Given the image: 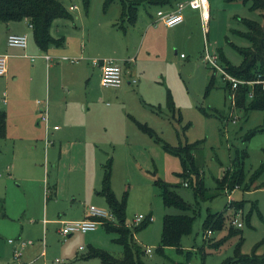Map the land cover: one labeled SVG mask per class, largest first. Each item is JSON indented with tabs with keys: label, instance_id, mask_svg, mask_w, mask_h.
Listing matches in <instances>:
<instances>
[{
	"label": "crops",
	"instance_id": "1",
	"mask_svg": "<svg viewBox=\"0 0 264 264\" xmlns=\"http://www.w3.org/2000/svg\"><path fill=\"white\" fill-rule=\"evenodd\" d=\"M115 1L120 4L119 0ZM182 1L185 0H172L171 5L154 7V11L141 4L133 23L121 20L120 5L115 26L106 15H101L99 21L86 25L85 29L83 24L80 30L67 28L66 35L61 26L67 21L73 22V17L57 19L52 23L50 33L55 39L61 38L62 43L49 45L46 49L36 44L27 19L0 21V55L7 57V71L0 76V110L5 113V136L0 138V147L10 150L9 157L0 160V193L8 214L6 232L10 231L15 237L10 238L12 244L8 242L10 239L7 240L11 245L8 255L14 264H32L48 253L79 260V264H91L89 262L96 259L100 264L98 258L84 257L89 248L101 249L97 245L105 238L103 233L97 229L76 232L64 239L59 229L65 221L82 219L87 210L85 204L97 208L106 204V210H109L100 191L103 166L111 159L113 167V156L108 151L114 144L103 138L100 141L101 130L105 131L108 125L100 112L126 115L140 131L138 123L154 132L144 116L149 109L152 115L162 117V91L159 90L156 98L144 94L143 88L150 86L149 79L154 82L155 78L160 79L167 73L173 54H177V50L172 53L173 48L180 47L184 40L190 41L187 32L190 25L198 27L200 33L205 30L199 11L189 7L183 9V21L174 27H167L157 20L158 10L173 11ZM103 2L102 11L106 12L113 2L106 8ZM74 9L75 5H70L68 10ZM75 25L73 22L72 26ZM10 34L25 35L26 46L8 45ZM98 57L114 61L123 72L118 88L106 87L115 90V94L108 95L114 104L101 110L97 109L94 82H91L96 76L100 82V63L93 64L95 59H92ZM139 91L144 96L137 98ZM167 91L170 93L165 88L166 106ZM175 110L174 105L172 111ZM42 114H46V121L41 120ZM45 165L47 170L50 166L49 181L44 178ZM44 181L48 185L42 189ZM9 191L10 197L7 196ZM121 198L116 197L117 200ZM101 228L114 242L117 235L107 232L102 225ZM22 241L27 243L22 246ZM15 248L21 252L18 263L12 259ZM7 261V252L0 248V264H10ZM55 261L59 262L58 258ZM42 264H45L44 260Z\"/></svg>",
	"mask_w": 264,
	"mask_h": 264
},
{
	"label": "rangeland",
	"instance_id": "2",
	"mask_svg": "<svg viewBox=\"0 0 264 264\" xmlns=\"http://www.w3.org/2000/svg\"><path fill=\"white\" fill-rule=\"evenodd\" d=\"M59 1L66 10L70 5H75L73 11H68L76 25L73 27V22H65L61 26L62 33L65 35L67 28L80 30L83 24L85 29L86 25L91 26L99 21L98 16L101 15H106L105 17L113 25L118 20L120 12L118 1L113 2L106 12L102 11L104 0H89L87 12L84 8L85 0ZM208 5L210 20L206 30L204 32L201 30L200 33L198 27L190 25L187 29L191 37L190 41L186 43L184 40L180 47L173 48L172 53L177 50V54H173L172 65L168 66L167 73L160 79L155 78L154 82H150L149 79L150 86L143 88L144 94L156 98L159 90L162 91L160 93L163 97L162 117L152 115L149 109L144 116L155 132L153 137L140 131L126 115L118 116L100 112L108 122L106 130H101L100 141L102 142L103 138L114 144L108 151L113 156L111 188L117 198H121L123 193L127 192L125 223L133 231L134 216L151 217L143 228L133 232L134 242L142 251L150 249L149 254L144 253L141 256L147 264H243L244 256H264V170L255 178L253 186L248 190L237 187L226 193L215 190V180L221 177L231 165L237 152L245 151L247 155L243 164L246 181H249L251 176L259 170L264 162V131L257 132L253 136H249V133L264 128V113L259 110L245 113L236 107L229 110L230 102L222 89L224 83L218 71L214 74V88L205 95V87L213 71L202 60L206 50L215 53L217 49H220L231 65H238L242 57L229 42L245 47L248 46V41L231 30H245L243 22L239 21L240 18L257 21H261V18L258 11L250 9L249 3H243L240 0H208ZM154 9L151 7L152 11ZM113 31H115L114 28ZM187 44H189L188 48L185 47ZM91 46L89 43L88 48ZM181 53L183 56H180ZM92 59L107 60L100 57ZM157 65L161 66L160 61ZM91 82H94L93 95L97 96V109L101 110L104 106L113 105L114 102L108 99V95L115 94V90L100 86L99 76ZM165 88L171 93L176 109L174 112L166 106ZM130 90L133 92L132 89ZM100 93L103 94L100 95ZM144 94L139 91L136 97L144 96ZM124 122L125 127H123ZM155 136L161 140H157ZM194 141H199L192 153L206 189L205 198H199L198 205L194 204L191 187L182 185L184 178L179 176L182 172L180 158L163 147L164 142L171 146H178ZM4 147H0L2 161L10 154V150ZM49 170L50 166L47 170L45 165L44 178L48 181L51 179ZM48 172L49 175H47ZM5 174L6 171L3 175ZM158 179L170 185H180L179 193L188 202L194 204L196 212L192 231L182 238L181 253L172 247L165 248L163 253L158 251L163 216L165 213L176 212L174 209L164 207L161 188L155 184V180ZM47 185L44 181L42 189ZM7 196H11L10 191ZM4 201L0 193V248L7 252V262L14 264L8 255L11 245L7 243V240L15 237L10 231L6 232L8 214ZM233 202L242 205L236 210L241 212V215L237 217L242 225L239 228L230 223L235 216V205L233 208L230 207ZM89 206L84 205V207ZM106 207V204L100 206L104 210ZM209 212H222L224 225L221 229H213L211 234L204 238L202 237L203 223ZM230 226L233 228L232 231L229 230ZM96 229L105 236L97 246L113 256L120 257L122 247L112 241V236L105 233L101 225H98ZM188 250L192 254L187 261L185 254ZM55 258H58L59 262H56ZM12 259L17 263L20 260L13 253ZM41 259L45 261V264H79V260H68L60 254L49 253L32 264H42ZM94 261L99 264L97 259ZM94 261L89 263L96 264Z\"/></svg>",
	"mask_w": 264,
	"mask_h": 264
},
{
	"label": "trees",
	"instance_id": "3",
	"mask_svg": "<svg viewBox=\"0 0 264 264\" xmlns=\"http://www.w3.org/2000/svg\"><path fill=\"white\" fill-rule=\"evenodd\" d=\"M114 0H104L103 7L106 8ZM121 5V20H126L133 23L138 14V6L146 4L150 7L160 8L171 5L172 0H119ZM243 3H249L250 9L259 12L261 21L243 19L245 30H231L237 36L243 37L248 41V46L239 47L229 42L242 57L238 65H231L224 57L222 51L217 49L218 61L220 66L229 75L243 81H254L264 79V0H240ZM89 0L84 1L85 10L88 9ZM71 14L64 8L59 0H0V21H19L27 19L33 29V36L36 44L41 49H46L49 45H60L62 39H55L51 33V25L57 19H71ZM215 72L213 71L209 77L205 87V95L215 86ZM223 89L228 96L229 110L233 107L241 109L245 113L249 111L259 110L264 113V90L261 85H254L252 88V96L249 98L248 94L251 88L248 85H239L233 92L229 83H225ZM233 94V98H231ZM167 107L174 110L173 100L170 93L167 91ZM139 128L154 136V132L146 125L138 123ZM264 131V128H259L249 133L253 136L257 132ZM5 136V113L0 110V138ZM157 140H160L156 137ZM199 141L193 143H185L172 147L165 142L163 147L166 151L180 158L182 164V172L180 177L187 182V187H191L194 198V204L198 205V199H204L205 188L203 179L200 177V170L195 164V157L193 150L198 146ZM247 158L245 151L236 153L235 159L231 165L223 172L222 176L215 180V190L217 191H231L234 188H241L248 190L253 186L254 180L264 170V162L255 172L249 181H246L244 175L243 164ZM112 161L109 159L103 166V178L101 194L107 200L109 210L115 217L114 222H105L102 226L109 233H114L117 237L114 242L120 245L123 249L120 257L113 256L106 251L99 248H89L84 258H98L100 264H147L141 256L145 253L134 242L133 232L139 228H143L149 221H143L138 225L132 227L131 231L125 224V201L127 192L117 200L113 194L110 185ZM194 176V178H191ZM182 183V185H183ZM156 186L161 188V199L166 209H174L175 213H165L163 216L160 244L158 247L159 253H163L167 247L175 248L176 251L182 252L181 240L184 236L192 231V223L195 218L194 204L188 202L178 191L180 185H170L161 181L155 180ZM246 186V187H245ZM245 187V189H244ZM235 205V207H234ZM230 207H234L235 212L241 204L231 203ZM224 225L223 213L209 212L203 223V231L221 229ZM232 226L229 230L232 231ZM191 251H186V260H190ZM243 264H264V256L257 255L244 256ZM239 262V261H238ZM230 263V262H229ZM241 263V262H240ZM228 264V263H227ZM242 264V263H241Z\"/></svg>",
	"mask_w": 264,
	"mask_h": 264
},
{
	"label": "built area",
	"instance_id": "4",
	"mask_svg": "<svg viewBox=\"0 0 264 264\" xmlns=\"http://www.w3.org/2000/svg\"><path fill=\"white\" fill-rule=\"evenodd\" d=\"M185 7H189L194 10H198L200 13V18L203 23L204 29L206 30V25L210 20V13H209V5L208 0H185L179 2L176 5V8L173 11L167 12L163 10H158L156 13L157 20L161 21L167 27H174L177 24L183 21L182 11ZM74 7H71L73 9ZM7 43L13 47H21L24 48L26 46V36L25 35H15L10 34L7 37ZM206 49V48H205ZM183 56V55H181ZM6 55H0V76L5 75L7 71V64H6ZM47 59L49 57L46 56ZM203 62L208 65L212 71L220 72L221 80L223 83H229L231 86L232 91L234 92L239 85H248L251 88V91L248 94L250 98L252 96V88L256 85H261V88L264 90V79H258L254 81H243L239 80L227 72L218 64V56L215 53H210L209 51H205L202 57ZM100 63V83L102 86L111 87V88H118L122 84L123 80V72L121 67L112 60H103V61H93V64ZM233 98V94L231 96ZM41 120L46 121L47 116L46 114L41 115ZM57 129V126L54 127ZM183 186H187V182L183 183ZM226 193V192H225ZM235 216L231 219V225L236 227H241L240 221L237 219L241 215V212H234ZM151 217H145L143 215L134 216V225H137L143 221H150ZM114 222L115 217L110 210H104L101 208H97L93 205L87 207L85 216L80 220H73V221H65L63 222L62 226L59 229V234L62 238H67V236L79 232V233H86L89 231H93L97 228L98 225H102L105 222ZM211 234V230H207L204 232L203 237L206 238ZM9 243H13V240H8ZM27 242H20L23 246ZM145 253L149 254L150 249H146ZM13 255L16 258H19L21 252L19 249L13 250Z\"/></svg>",
	"mask_w": 264,
	"mask_h": 264
}]
</instances>
